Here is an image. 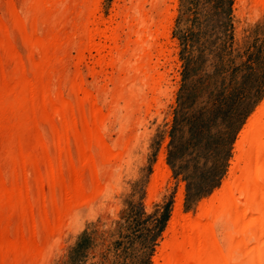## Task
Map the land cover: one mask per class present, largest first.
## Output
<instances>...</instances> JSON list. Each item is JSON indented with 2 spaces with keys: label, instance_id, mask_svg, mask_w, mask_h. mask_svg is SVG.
<instances>
[{
  "label": "bare ground",
  "instance_id": "bare-ground-1",
  "mask_svg": "<svg viewBox=\"0 0 264 264\" xmlns=\"http://www.w3.org/2000/svg\"><path fill=\"white\" fill-rule=\"evenodd\" d=\"M123 1L105 17L101 0H0V264L49 258L133 146L108 124L160 103L176 0L161 12L162 0ZM255 109L220 192L193 217L177 196L154 264H264V102ZM162 157L147 206L168 178Z\"/></svg>",
  "mask_w": 264,
  "mask_h": 264
},
{
  "label": "rangeland",
  "instance_id": "rangeland-1",
  "mask_svg": "<svg viewBox=\"0 0 264 264\" xmlns=\"http://www.w3.org/2000/svg\"><path fill=\"white\" fill-rule=\"evenodd\" d=\"M101 1L105 17L115 15L113 5L124 3ZM160 3L159 12L174 6L170 0ZM263 9L254 11L248 1L176 0L170 9L174 17L167 53L159 66L165 81L159 105L149 111L151 115L141 109L124 118L128 124L123 130L120 114L108 124L112 141L129 139L133 146L126 161L114 169L108 198L78 212L74 227L60 237L43 264H145L146 260L154 264L177 196L181 216L193 217L199 204L220 192L230 175L239 136L264 102ZM136 117H141L140 125ZM160 153V168L168 178L147 206ZM211 182L215 186L198 195V186ZM166 205L168 220L152 242L155 221Z\"/></svg>",
  "mask_w": 264,
  "mask_h": 264
},
{
  "label": "trees",
  "instance_id": "trees-1",
  "mask_svg": "<svg viewBox=\"0 0 264 264\" xmlns=\"http://www.w3.org/2000/svg\"><path fill=\"white\" fill-rule=\"evenodd\" d=\"M216 1L218 3V2H222L223 0H216ZM248 68H249L250 71H252V68L251 67L248 66ZM231 121H232V119H231ZM214 186H215V182H211V183L207 184L206 186H203L202 188H199V186H198V192L197 193L199 195L202 192L209 191L210 188H212ZM200 189H203V190H200ZM167 206L168 205H166V207L164 209V212L161 214V216L155 221V224H156L155 225L156 232H155V234L152 237V242H154L159 237L160 233L163 231V227H164L166 221L168 220V213H167V208L168 207ZM147 262H148V260H146V263L145 264H148Z\"/></svg>",
  "mask_w": 264,
  "mask_h": 264
}]
</instances>
